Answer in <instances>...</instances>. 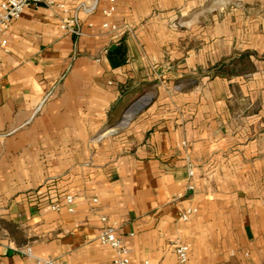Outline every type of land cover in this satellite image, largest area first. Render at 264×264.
Segmentation results:
<instances>
[{"label":"crops","instance_id":"crops-1","mask_svg":"<svg viewBox=\"0 0 264 264\" xmlns=\"http://www.w3.org/2000/svg\"><path fill=\"white\" fill-rule=\"evenodd\" d=\"M188 2L114 0L116 37L101 27L110 0L72 6L81 36L42 8L10 25L0 264H109L116 252L97 240L101 217L120 226L129 264H177V239L190 245L189 264H264V88L215 77L176 107V8ZM154 68L169 71L151 86L154 102L122 121L134 100L126 93ZM67 196L73 213L52 210ZM187 208L197 212L184 222Z\"/></svg>","mask_w":264,"mask_h":264},{"label":"rangeland","instance_id":"rangeland-1","mask_svg":"<svg viewBox=\"0 0 264 264\" xmlns=\"http://www.w3.org/2000/svg\"><path fill=\"white\" fill-rule=\"evenodd\" d=\"M188 1L189 8H176V107L189 92L202 95L215 77L234 79V85L236 78L254 79L258 89L264 88V0ZM244 53H251L249 62H236ZM168 74L154 68L151 82L131 90L134 100L122 121L131 123L154 102L156 88L151 86Z\"/></svg>","mask_w":264,"mask_h":264},{"label":"built area","instance_id":"built-area-1","mask_svg":"<svg viewBox=\"0 0 264 264\" xmlns=\"http://www.w3.org/2000/svg\"><path fill=\"white\" fill-rule=\"evenodd\" d=\"M77 5L82 8L83 4H78V0H2L0 1V52H8L7 32L10 25L18 20L22 14L28 9H44L47 16L51 19H56L60 22V30L63 34H75L81 36L82 32L78 28V19L72 15V6ZM84 8V7H83ZM114 0H110V6L103 11L106 17L101 27L109 33L110 36L116 37L122 32V28L110 21V18L115 13ZM107 53V50H105ZM188 178L190 182L187 186V191L195 189L192 179L196 172L192 168H188ZM93 204L98 205L99 201L94 199ZM74 198L67 196L64 200V205L53 204L52 210L60 211L64 206L69 213L74 212ZM195 208H187L181 215V220L187 222L195 215ZM103 227L100 230L97 240L104 246H108L115 250L116 257L109 264H129L130 250L126 247L123 240L119 236L120 226L116 222H109L107 217H101ZM170 248L173 250L177 264H189L190 245L180 240L170 242ZM25 254L31 256V250L27 248ZM35 264H54L51 260L38 259ZM147 264V263H146Z\"/></svg>","mask_w":264,"mask_h":264},{"label":"trees","instance_id":"trees-1","mask_svg":"<svg viewBox=\"0 0 264 264\" xmlns=\"http://www.w3.org/2000/svg\"><path fill=\"white\" fill-rule=\"evenodd\" d=\"M251 55V53H244L242 55H240L239 58H237L235 61L236 62H249V56ZM132 91L127 92V95H132Z\"/></svg>","mask_w":264,"mask_h":264},{"label":"water","instance_id":"water-1","mask_svg":"<svg viewBox=\"0 0 264 264\" xmlns=\"http://www.w3.org/2000/svg\"><path fill=\"white\" fill-rule=\"evenodd\" d=\"M114 47V46H113Z\"/></svg>","mask_w":264,"mask_h":264}]
</instances>
